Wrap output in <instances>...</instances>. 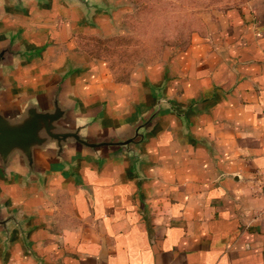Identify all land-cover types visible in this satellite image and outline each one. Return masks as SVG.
I'll use <instances>...</instances> for the list:
<instances>
[{
  "label": "crops",
  "instance_id": "obj_1",
  "mask_svg": "<svg viewBox=\"0 0 264 264\" xmlns=\"http://www.w3.org/2000/svg\"><path fill=\"white\" fill-rule=\"evenodd\" d=\"M236 10L225 31L197 32L122 81L72 50L91 26L113 28L122 7L95 24L63 0H0V46L15 51L0 71V108H46L59 90L93 138L127 140L145 123L129 147L40 155L37 178L0 168V205L33 213L55 262L264 264V0ZM57 13L74 38L37 29Z\"/></svg>",
  "mask_w": 264,
  "mask_h": 264
},
{
  "label": "rangeland",
  "instance_id": "obj_2",
  "mask_svg": "<svg viewBox=\"0 0 264 264\" xmlns=\"http://www.w3.org/2000/svg\"><path fill=\"white\" fill-rule=\"evenodd\" d=\"M259 0H107L103 4L84 12L90 23L97 24L100 18L111 20L118 7L122 15L114 13L111 20L113 28L106 31L91 26L88 32H80L73 45L77 54H85L90 62L98 63L112 73L116 80L125 81L129 74L146 66H158L166 52H179L187 47V39L199 32L209 35L218 30L225 31L229 15L236 9H251ZM58 24L55 23L56 20ZM114 20L118 21L114 24ZM60 23H62L60 25ZM218 24V25H217ZM46 25V27H45ZM68 19L63 13L56 18H38V30H54L61 40L66 39L65 27L72 38L75 33L67 26ZM56 26V28H55ZM217 26V27H216ZM58 27H60L58 29ZM71 39V38H70ZM47 43L44 45L46 46ZM43 47V45H41ZM68 46L57 45L56 58L63 56ZM108 74V72H107ZM109 75V74H108ZM111 79L110 76H108ZM16 209V208H14ZM45 216L49 211L41 208ZM27 210V209H26ZM21 218L20 224L11 226L8 234L0 235V264H63L64 256L50 257L49 240L45 233L36 235L37 224L28 220L33 213L23 209L13 210ZM18 213H21L19 215ZM48 221V218L46 219Z\"/></svg>",
  "mask_w": 264,
  "mask_h": 264
},
{
  "label": "water",
  "instance_id": "obj_3",
  "mask_svg": "<svg viewBox=\"0 0 264 264\" xmlns=\"http://www.w3.org/2000/svg\"><path fill=\"white\" fill-rule=\"evenodd\" d=\"M15 1L21 3V0ZM63 1L82 8L85 13L96 5L91 0ZM11 42L0 46V71L15 55ZM144 125L143 122L137 127L132 138L122 141L88 136L81 125L72 123L70 111L62 106L57 90L46 108L33 102H28L16 111L0 108V168L7 170L11 165L20 164L28 177L37 178L40 155L63 158L65 149L71 146L93 153L112 147H129L138 137L141 138L139 130ZM19 220L21 218L17 212H7L4 206L0 205V235L8 234L11 226L20 224Z\"/></svg>",
  "mask_w": 264,
  "mask_h": 264
}]
</instances>
